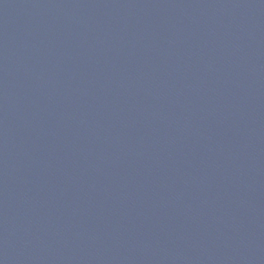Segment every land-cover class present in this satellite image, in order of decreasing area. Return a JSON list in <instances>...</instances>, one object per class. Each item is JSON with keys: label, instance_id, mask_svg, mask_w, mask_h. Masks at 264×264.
Masks as SVG:
<instances>
[{"label": "water", "instance_id": "95a60500", "mask_svg": "<svg viewBox=\"0 0 264 264\" xmlns=\"http://www.w3.org/2000/svg\"><path fill=\"white\" fill-rule=\"evenodd\" d=\"M0 264H264V0H0Z\"/></svg>", "mask_w": 264, "mask_h": 264}]
</instances>
